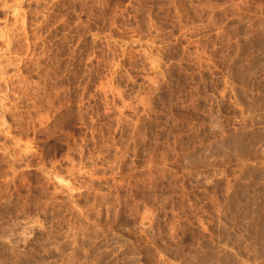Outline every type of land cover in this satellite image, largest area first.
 <instances>
[{"label":"rangeland","instance_id":"rangeland-1","mask_svg":"<svg viewBox=\"0 0 264 264\" xmlns=\"http://www.w3.org/2000/svg\"><path fill=\"white\" fill-rule=\"evenodd\" d=\"M0 264H264V0H0Z\"/></svg>","mask_w":264,"mask_h":264}]
</instances>
